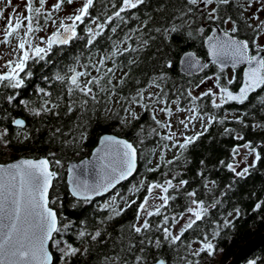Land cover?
<instances>
[{
  "label": "snow or ice",
  "instance_id": "6c2138e0",
  "mask_svg": "<svg viewBox=\"0 0 264 264\" xmlns=\"http://www.w3.org/2000/svg\"><path fill=\"white\" fill-rule=\"evenodd\" d=\"M0 4L10 9L6 15L5 8H0L3 22L0 24V90H4L0 94L8 104L17 99L18 90L31 82L37 65L43 70L54 63L61 64L55 57L62 55L66 47L76 45L82 50L72 57L70 64L58 67L51 76L41 77L47 87H36L38 105L31 106L24 99L19 101L29 114L59 118L63 107L65 116L76 113L79 119L90 111L93 114L96 110L111 111V106L118 104L123 115L120 111L115 114L121 116L122 126L129 127L132 121H139L143 113H148L154 125L149 126L147 136L141 125L136 143L116 135H104L94 161L69 169L72 173L70 194L76 198V204H89L94 197L117 189L123 181L133 177L137 172L138 153L148 157L147 164H152L151 157H156L155 166L148 167L147 171L164 177L151 182L144 177L128 189L134 198L128 199L117 191L97 206L99 212L107 213L97 219L98 224L105 226L136 205L134 221L126 226L127 231L121 226L119 236L113 240L110 253L102 257L101 264H147L143 253L148 247L160 249L165 244L177 264H201L202 254L215 255L218 250L215 241L224 230L234 227V220L241 215L239 207L223 214L219 212L226 203L223 198L235 190L236 180L216 193L219 184L208 178L203 160L196 173L202 178L200 186L192 187L189 179L182 178L184 171L176 169L186 170L189 162L186 153L214 125L222 128L221 136L245 141L233 146L230 161L221 159L219 167L227 169L235 178L245 179L264 161V142L246 141L240 131L227 126L235 123L248 128L246 118L264 112V19L258 15L264 13V0H244L243 3L239 0H179V7L167 22L152 28L149 27L150 15L142 19L133 12L146 5L147 0H53L52 3L23 0L21 5L15 6L13 0H0ZM253 4L257 6L254 8ZM66 6H73L71 13L60 16ZM159 10L163 11V6ZM211 25H216L220 34L213 29V35L204 37L206 28ZM245 25L252 35L240 38ZM182 30L192 39L204 37L207 55L211 58L210 63H202L196 53H186L184 64L189 74L192 70L204 72L211 65H218L219 71L205 75L194 85L190 81L187 87H168L170 77L164 69H170L172 62L167 60L160 65L158 74L149 75L143 83L140 79L130 80L132 67H139L141 62L140 54L148 51L158 36L161 42H170V34ZM106 32L110 34L105 35ZM101 38L109 42L103 48ZM81 41L83 44H78ZM229 65L232 69L247 66L239 83L235 74H224ZM209 81L212 86L193 94L194 89H201ZM54 83L61 88L55 98L49 90ZM129 83L135 87L125 91ZM9 89L14 94H7ZM232 103L251 105L256 112L225 109V105ZM11 123L23 130V141L31 140L32 134L24 119H12ZM75 127H84V122L80 121ZM251 127L264 130V123H254ZM71 131L63 132L57 127L52 131V138L69 137L61 139V143L72 146L87 139L85 131L80 132L79 138L71 135ZM7 136V129L0 131V141L5 145L11 143L5 140ZM153 137L156 138L154 147L142 150L140 146L145 139ZM169 152H173L171 159L167 158ZM62 167L54 152L45 158L0 164V264H55L56 259L70 261L89 255L88 248L73 246L63 239L70 230L81 241L87 238L104 245L112 239L106 227L89 230L88 221L84 220L76 227L60 211L63 198L54 187L59 174L53 169ZM78 167L81 170L77 174ZM161 168L166 170L161 171ZM142 191L146 194L141 199ZM262 205L264 201L256 203L254 210H260ZM213 210H217L215 215ZM50 245L59 257H54ZM153 260L155 264H168L163 258L153 257Z\"/></svg>",
  "mask_w": 264,
  "mask_h": 264
},
{
  "label": "trees",
  "instance_id": "16d2710c",
  "mask_svg": "<svg viewBox=\"0 0 264 264\" xmlns=\"http://www.w3.org/2000/svg\"><path fill=\"white\" fill-rule=\"evenodd\" d=\"M161 6H163V11L159 10ZM178 7L179 0H147L146 5L140 6L139 10H133V12L140 15L142 19H147L150 15L152 19L149 21V27L152 28L165 24L173 14L175 8ZM137 22L138 21L133 23ZM177 23H179V21H177ZM193 28H195V25H193ZM211 28L212 25L206 29L205 33H209ZM108 34L110 33H105V35ZM156 35L158 36V34ZM170 36V42H161L158 36L150 49L140 54L141 62L139 67H132L130 80L140 79L143 83L148 79L149 75L158 74L160 65L167 60H171L172 67L170 69H164L170 77L168 87L172 85L187 87L190 81L191 83L196 82L180 73L178 62L181 55L187 50H193L197 55L205 57L206 50L203 37H197L195 39L189 38L186 35V30H182L181 33H171ZM107 44H109V42L101 38L100 47L103 48ZM158 49L159 51H157ZM78 53L79 52L75 51L70 52L68 55L56 56L55 59L60 61L61 64L57 65L54 63L52 71L47 73V75L51 76L58 67L70 64L72 62V57ZM102 54L103 53H101V55ZM125 70L127 71V69ZM213 72H215L214 69L208 70L207 74H212ZM45 74L46 73L39 75V87H47L44 81L41 82V77ZM134 87V84L129 83L125 91L132 90ZM49 90L53 91V98H55L57 92L61 90V88L59 84L54 83ZM22 97L24 100H28L31 106H36L40 102L36 89H33L31 92L27 90ZM257 107H259L258 104ZM225 109L230 111L238 110L239 112L248 111L250 114L256 112V109L252 108L251 105H238L235 103L225 105ZM118 110L122 111L121 107ZM118 110L115 111V113H117ZM60 111L61 117L59 118L51 115L33 117L18 100H16L15 103L8 104L4 96L0 94V130L7 129L8 136L5 137V140H11V143L7 145H5L3 141H0V162L22 156L47 157L49 153L54 152L56 154V158L60 159L63 164V167L59 168V170L54 169L58 172L59 179L58 182H53L56 191H58L63 198V208L60 211L69 220L73 221L76 227L80 226L82 220L88 221L89 230L106 227L112 239L109 240L108 244L104 245L98 242H91L87 240V238L81 241L78 240L73 231L70 230L69 233L63 235V239L72 243L73 246L81 247L82 249L88 248L90 254L71 258L70 261L56 259L55 264H101L102 257L110 253V246L113 240L119 236L121 226L124 225L125 231H127L126 226L134 221L136 205H133L122 217L108 222L107 225L102 226L98 224L97 219L107 215L105 212L98 211L97 206L102 204L101 199L93 200L89 204L83 202L76 204V199L71 196L68 190L65 165L70 160H78L89 156L103 133H115L136 143L139 139L136 133L139 131L140 126H144L145 136H147L148 129L146 128H148L152 122L150 118H148V113H143L139 121H132L129 127H124L120 123V116L115 113L109 115V112L96 110L94 114L90 111L84 113L77 119L76 113H73L72 116H65L63 114V107H61ZM220 114H223V110H221ZM15 117H22L25 119L26 127L32 134L30 141H23V130L14 127L13 123H11L12 119H15ZM262 117H264V112L249 115L246 118L249 124L248 128H242L241 125L235 123H228L227 126L240 131L241 134L245 136L246 141L251 140L254 144H258L264 142V130H253L251 125L254 123H264ZM80 121L84 122V127L76 128L75 125L79 124ZM57 127L61 128L63 132H69L71 129V135L77 138H79L81 131H85L87 139L75 144V146L62 144L61 139H68L69 137L53 139L52 131ZM37 129L39 131H37ZM221 131L222 128L220 126L214 125L213 128L209 130L208 134L202 137L201 140L186 153L189 161L187 162L186 170L180 168L176 169L178 171H184V176L182 178L189 179L192 187H197L201 185L202 178L197 177L196 173L201 169L202 166L200 161L203 160L206 166V175L210 180H216L219 184V188L215 190L216 193L224 190L225 185L231 183L234 179L236 180L235 190L230 191L228 196L223 198L226 203L219 212L223 214L227 211H231L233 207H239L241 209V215L234 220V227L224 230L221 236L215 241L218 249L216 254L213 256L202 254L199 258L201 264H228L245 241L264 231V205H262L260 210H254L256 203L264 201V161L258 164L256 169L252 170L251 174L245 179L235 178L227 169L219 167V161L221 159L226 162L230 161L231 149L233 146L245 142L234 140L231 136H221L219 134ZM155 139V137L147 139L140 148L144 150L145 147H154ZM172 155L173 152H169L167 158L171 159ZM262 155H264V152H262ZM139 156L140 160L137 174L130 180L125 181L115 191V193L119 191L122 195L130 197L129 199L134 198L128 192L132 184H138L144 177H147L148 182L160 181L164 178L160 176L159 173H150L147 171L148 167L155 166L156 163L153 161L154 157H151L152 164H147L146 160L148 157L141 156L140 154ZM165 170L166 169L161 168V171ZM200 190L203 192L202 187ZM145 194L144 191L139 194L141 199ZM51 195L52 193L50 192V197ZM139 202L138 200L137 203ZM216 211L217 210H213L214 215ZM216 218L219 217L217 216ZM51 250L53 251L54 257H59V253H57L55 249L51 248ZM143 255L147 257V264H153L155 262L153 257L164 258L168 261V264H177L166 244L160 249L149 246ZM189 259H192V257H189ZM235 264H264V244L252 250Z\"/></svg>",
  "mask_w": 264,
  "mask_h": 264
},
{
  "label": "water",
  "instance_id": "95a60500",
  "mask_svg": "<svg viewBox=\"0 0 264 264\" xmlns=\"http://www.w3.org/2000/svg\"><path fill=\"white\" fill-rule=\"evenodd\" d=\"M221 27V26H220ZM222 28V27H221ZM213 29H216V34L219 35L220 32H219V29L216 28V26L213 28ZM213 29L211 30V32L208 34V35H213ZM207 35V36H208ZM204 46L206 48V51L208 53V49H207V44L205 42V39H204ZM189 52H194L196 53L195 51L193 50H187L185 51L180 59H179V71L180 73H182L183 75H186V76H193V75H199L201 74L202 72H199V71H196V70H192L191 74H189V71L186 69V66L184 64V60H185V57H186V53H189ZM196 57L198 59L201 60L202 63H210L211 61V58L208 56L206 60H203L200 56H198L196 54ZM219 69V66L216 65ZM239 66H245V68L247 67L246 65H239ZM238 66V67H239ZM231 67L230 65L227 67L229 68ZM226 68V69H227ZM244 68V69H245ZM16 119H24L22 117H17ZM25 120V119H24ZM25 124H26V121H25ZM14 127H16L14 124H13ZM17 128V127H16ZM104 135H116L118 138H125L123 136H120L118 134H115V133H103L99 139H98V143L97 145L94 147V149L91 151L90 155L87 156V157H84V158H81V159H78V160H70L68 163H67V168H66V182H67V185H68V190L70 192L71 190V184H70V176L72 175V173L69 172V169L73 166V165H78V166H83L84 162L85 161H94L95 160V157H96V149L101 147V143H100V140L101 138L104 136ZM127 139V138H125ZM131 141V140H130ZM39 158H45V157H27V156H22V157H18V158H15V159H12V160H8V161H5V162H0V164L2 165H8V164H12V163H17L19 162L20 160L22 159H39ZM139 160H140V157H139V153H138V167H137V172H138V169H139ZM80 168L78 167L75 171L77 172V174L80 172ZM137 172L133 175V177L137 174ZM133 177H130L128 180H130L131 178ZM92 178V177H90ZM127 181V180H125ZM125 181H123L120 185L117 186V188L119 186H121ZM116 189H113L111 190L109 193H106L104 194L103 196H99V197H94L93 200H96V199H101V198H105L107 196H109L110 194H112ZM75 198V197H74ZM76 199V198H75ZM92 200V201H93ZM264 244V231L263 232H260L258 234H256L255 236L251 237L250 239H248L247 241H245L241 247L237 250V252L235 253V255L233 256L232 260L228 263V264H235L236 262H238L239 260H241L243 257H245L248 253H250L252 250H254L255 248H257L258 246L260 245H263ZM50 250H51V245H50ZM52 251V250H51ZM164 259V258H163ZM155 264V262L153 263Z\"/></svg>",
  "mask_w": 264,
  "mask_h": 264
},
{
  "label": "flooded vegetation",
  "instance_id": "af4514ba",
  "mask_svg": "<svg viewBox=\"0 0 264 264\" xmlns=\"http://www.w3.org/2000/svg\"><path fill=\"white\" fill-rule=\"evenodd\" d=\"M49 2L50 3H52L53 2V0H49ZM244 2V0H239V3H243ZM23 3V0H13V5L15 6V5H21ZM72 7L73 6H66L65 8H64V10H62L61 11V13H59V15L60 16H64V15H66V14H70L71 13V11H72ZM0 8H5V14L7 15L8 14V12L10 11V9H8V8H6L5 7V5L4 4H0ZM3 22L2 21H0V24H2ZM216 25H212V28H211V30L215 27ZM222 28H225L224 26L225 25H220ZM83 25H81L80 26V28L81 29H83ZM207 29V28H206ZM211 30L209 31V33L211 32ZM209 33H206L207 35L209 34ZM81 34H83L82 32H81ZM41 35H43V33H41ZM206 35V36H207ZM240 35V38H246L247 36H250V35H252V32H249L245 27L243 28V30H242V32L239 34ZM205 39V38H204ZM204 39H203V43H204ZM78 44H80V45H82L83 44V42L81 41V42H78ZM205 47V46H204ZM82 49H81V47H77L76 45H73V46H70V47H66L64 50H63V54L62 55H68L70 52H75V51H77V52H80ZM205 50H206V48H205ZM199 56V55H198ZM201 57V56H200ZM207 57H208V55H207V51H206V56L205 57H201L203 60H206L207 59ZM245 68V66H239V67H237L236 69H232L231 67H229V68H227V69H225V73H226V71L227 70H232L233 71V73L235 74V76H236V79H237V83H239L241 80H242V78H243V69ZM52 69H53V65H49V66H47L46 68H44L43 70H40V66L39 65H37L36 66V69H34V71H35V75H34V77L32 78V80H31V82L30 83H28V85H27V87H25L24 89H21V90H18L19 91V95L17 96V99L16 100H18V102L21 100V99H23V95L26 93V91L27 90H29L30 92L33 90V89H36V87L38 86V84H39V75L40 74H44V73H50L51 71H52ZM212 69H214L215 70V72H217V71H219V69H218V67L216 66V65H211L208 69H205V71L204 72H202L201 74H199V75H193V76H186V77H189L191 80H194V81H199L201 78H203L205 75H212V74H207V71L208 70H212ZM224 73V74H225ZM43 80L41 79V82H42ZM234 89L236 88V85H233L232 86ZM4 90H0V92H3ZM7 91V94H14L13 93V90H6ZM2 95V94H1ZM15 100V101H16ZM15 101H13L12 103H15ZM15 119H16V117H15ZM2 130H4V129H1L0 131H2ZM118 189V188H117Z\"/></svg>",
  "mask_w": 264,
  "mask_h": 264
},
{
  "label": "rangeland",
  "instance_id": "374dc122",
  "mask_svg": "<svg viewBox=\"0 0 264 264\" xmlns=\"http://www.w3.org/2000/svg\"><path fill=\"white\" fill-rule=\"evenodd\" d=\"M257 5H255V4H253V7L255 8ZM258 15H260V18L261 19H264V13H258ZM248 23H252V21H248ZM225 28H227V27H229L228 25H225L224 26ZM249 32H252L251 31V29H249V28H247V26L245 25L244 26ZM206 33L204 34V37H206ZM204 37H203V39H204ZM232 74H234L233 73V71L232 70H227L226 71V73H225V75H232ZM198 82V81H197ZM196 82H193L192 84L194 85ZM209 86H212V81H209L208 82V84L207 85H203L202 87H201V89H194V95L195 94H197V93H199L201 90H206V88L207 87H209ZM183 106V105H182ZM121 106L120 105H113V106H111V111H108L109 112V115H112V114H114L115 113V111H117L119 108H120ZM137 110V112H140V109L139 108H137L136 109ZM119 111V110H118ZM121 112V116L123 115V113H122V111H120ZM181 115H183V114H181ZM121 116H120V119H121ZM148 118H149V116H148ZM150 125H152V124H150ZM152 126H154V125H152ZM146 129H148L149 130V127L148 128H146ZM197 129H199V125H197ZM145 141H147V139H145ZM147 149H150V148H148V147H145V151L147 150ZM175 151V150H174ZM244 150L242 149V152H243ZM9 153V152H8ZM158 155V154H157ZM140 157V156H139ZM251 157L249 158V162L251 161ZM9 159H6L5 161H8ZM237 160H239V157H237ZM153 161H154V163H156L157 162V158L156 157H154V159H153ZM243 166V165H242ZM66 168H67V164L65 165V170H66ZM54 169H56V170H59V168H54ZM53 169V170H54ZM116 191V190H115ZM115 191L112 193V194H110L109 196H107V197H105V198H101V203H103V202H105V201H108L109 200V198L111 197V196H113V195H115L116 193H115ZM130 197H128V199H129Z\"/></svg>",
  "mask_w": 264,
  "mask_h": 264
}]
</instances>
